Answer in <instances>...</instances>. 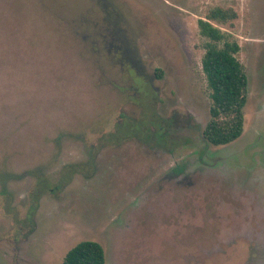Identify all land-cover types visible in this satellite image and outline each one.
I'll list each match as a JSON object with an SVG mask.
<instances>
[{
	"label": "rangeland",
	"instance_id": "obj_1",
	"mask_svg": "<svg viewBox=\"0 0 264 264\" xmlns=\"http://www.w3.org/2000/svg\"><path fill=\"white\" fill-rule=\"evenodd\" d=\"M216 7L248 76L244 131L220 145L198 23ZM240 186L264 198V0H0V264H61L82 240L150 264L147 215L162 264H264V203L241 216Z\"/></svg>",
	"mask_w": 264,
	"mask_h": 264
},
{
	"label": "trees",
	"instance_id": "obj_2",
	"mask_svg": "<svg viewBox=\"0 0 264 264\" xmlns=\"http://www.w3.org/2000/svg\"><path fill=\"white\" fill-rule=\"evenodd\" d=\"M236 17L235 10L216 7L198 22L201 34L209 39L202 64L212 99L211 117L203 134L216 145L231 143L244 131L248 76L237 56L241 47L238 42L227 40L224 31L213 22L225 23ZM61 264H106L105 249L98 241L82 240L68 250Z\"/></svg>",
	"mask_w": 264,
	"mask_h": 264
},
{
	"label": "flooded vegetation",
	"instance_id": "obj_3",
	"mask_svg": "<svg viewBox=\"0 0 264 264\" xmlns=\"http://www.w3.org/2000/svg\"><path fill=\"white\" fill-rule=\"evenodd\" d=\"M203 136H204V134H202ZM205 138V137H204ZM203 152H205V151H201V154L199 155V157H200V159H199V161H201L202 162V165L201 164H199L200 166H202V168H206L207 167V161H206V159H205V154H203ZM212 167H215V165L214 166H209V167H207L209 170L207 171L208 172V174L211 176V175H213V174H215L216 175V179L218 180V177H219V173L215 170V168H213V169H211ZM205 171L206 170H202V169H199L198 171H196L195 173H194V177L196 178L197 177V179H196V181H194V182H192V183H190V181L188 180V181H186V182H184V183H182V184H186L187 183V185H190V188H196V189H199V188H201L200 186H197V184L198 183H200V181H203L204 183H205V178H206V174H205ZM173 177H170L169 175L167 176V175H165V176H163V178L162 179H165V180H170V179H172ZM215 184H217L216 185V188L217 189H221L222 187H218V185H221L222 183L221 182H218V181H215L214 182ZM187 188V187H186ZM250 188V189H249ZM249 188H246V187H244V186H240V187H238L237 188V192H240V191H247L248 190V193H250V196H245L244 194V196H245V198H243V197H241L240 196V194L237 196V197H235L234 198V200L236 201V203H233V205H236V207L237 206H239L238 208H240V214H241V216H244V215H253V214H255V212H257V209H256V204H258V203H261V204H263L264 203V198L262 197V196H260L261 194H259V193H256V191H255V189L252 187V186H250ZM252 188V189H251ZM204 191L206 190V188H202ZM215 189V188H214ZM206 192L208 193V191L206 190ZM221 194V193H220ZM246 194V193H245ZM254 194H256L258 197H260L261 199L260 200H262V201H258V202H256V204H255V206H254V208L252 209V204H251V201H253V198L254 199H256L255 198V196H254ZM222 195V194H221ZM249 204L251 205V206H249ZM165 207H166V204H165ZM165 210H163V212H164ZM139 214L141 215L142 213L141 212H139ZM166 214H167V212H166ZM171 214V212L168 210V215H167V218H169V217H171L170 218V220H171V222L174 224V220L176 219V217L175 216H173L172 214ZM162 220H163V214H161V215H159V217H158V222L159 221H161L162 222ZM144 221H149L151 224H152V227H153V231H151V233H150V230L148 229L147 230V232L146 233H144V235H143V233L141 232V230H140V232H139V234L138 235H136V238L137 239H133V241H134V243L136 244V246H135V250H139L140 251V253H139V257H138V261H140V260H142V257H146L147 255H149V256H153V257H155V259L154 258H152V260L151 259H148L146 262H148V263H150V264H162V263H160V260H167V259H164V256H162L161 257V259H158V257H159V246L156 248V249H154V250H150L147 246H145V244L142 242V239H143V237L145 236V235H149L150 236V238H152V237H154V236H156V233L157 232H154L155 231V223L153 224V222L150 220V219H148V215L146 216V217H144L143 219H142V222H141V220L139 219V220H136V222H135V225H139V224H141L142 225V227H145V223H143ZM174 230H172V232H173ZM160 239H161V237H160ZM148 241V240H147ZM162 249H163V247H161V252H162ZM152 254H151V253ZM158 255V256H155V255Z\"/></svg>",
	"mask_w": 264,
	"mask_h": 264
}]
</instances>
